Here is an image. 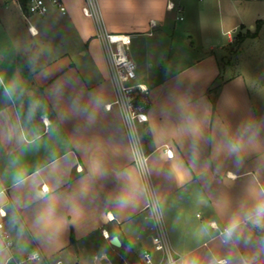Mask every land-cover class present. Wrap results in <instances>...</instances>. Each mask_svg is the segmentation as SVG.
<instances>
[{
	"label": "crops",
	"instance_id": "crops-1",
	"mask_svg": "<svg viewBox=\"0 0 264 264\" xmlns=\"http://www.w3.org/2000/svg\"><path fill=\"white\" fill-rule=\"evenodd\" d=\"M8 1L39 40L26 43L24 27L3 14L0 223L14 246L0 232V264L35 250L49 264H138L151 246L152 198L182 264H264V80L219 44L176 69L159 66L140 81L151 102L138 125L147 130L142 165L120 111L106 107L114 84L83 2L64 0L68 17L51 10L37 27ZM167 3L149 0L126 21L103 10L111 33L131 35L141 78L166 56ZM134 35L148 37L142 47H132Z\"/></svg>",
	"mask_w": 264,
	"mask_h": 264
},
{
	"label": "rangeland",
	"instance_id": "rangeland-1",
	"mask_svg": "<svg viewBox=\"0 0 264 264\" xmlns=\"http://www.w3.org/2000/svg\"><path fill=\"white\" fill-rule=\"evenodd\" d=\"M5 1L7 0H0V19L4 13L8 12L12 15L11 24L19 28L23 26L26 30V43L34 46L39 37L30 36L27 32L28 23L22 21L16 14L14 16L12 9L15 8V5L9 1L6 4ZM68 1L74 5L83 2V0ZM98 2L102 14L103 10L110 11L112 9V12L116 10L115 14L122 12V17L126 21L136 11H144V3H148L149 0H98ZM180 3L183 7L181 12L173 10L166 16L165 39L168 50L165 58H161L159 63H155V59H153L152 71L149 69L148 73L144 72L143 78L137 76L135 82H147L151 77L153 79V75L158 74L159 66H163L164 69L169 67L170 70H173L189 64L209 46L216 44L227 47L228 54L235 53L233 60L242 71L259 75L258 77L264 80V21L260 20L255 24L257 19H264V0H180ZM143 13H147V11ZM25 15L30 16V22L39 27L47 23L51 13L42 16L29 13L26 10ZM64 17H68V14ZM179 17H183V19L180 20ZM105 27L109 32H112L106 22ZM246 34L249 35L245 37V40L235 41L239 35L245 36ZM147 38L134 35L132 47L141 46V42ZM230 38H232V43L229 42ZM30 48H32L31 45ZM45 57L49 59L51 56L46 54ZM224 60L226 61V59ZM137 258V263H139L141 259L139 253ZM116 264H122V262L117 261Z\"/></svg>",
	"mask_w": 264,
	"mask_h": 264
},
{
	"label": "built area",
	"instance_id": "built-area-1",
	"mask_svg": "<svg viewBox=\"0 0 264 264\" xmlns=\"http://www.w3.org/2000/svg\"><path fill=\"white\" fill-rule=\"evenodd\" d=\"M29 13L37 15H47L51 10H56L61 15L68 12L67 6L63 0H10ZM24 2V5H23ZM180 0H168L167 8L171 11H182L179 5ZM83 16L91 19L94 23L96 37L100 40L111 78L114 84V99L106 107L110 109L116 106L120 111L124 124L127 128L129 137L138 155L140 164H144L147 153L144 148L141 133L138 125L148 121V109L150 107V89L143 82H135L137 78V66L130 57L128 47L132 43V37L129 34L111 33L105 27L103 15L98 0H83L81 6ZM27 19L28 16L25 15ZM183 19V17H179ZM30 31L33 28L30 26ZM232 41V38H230ZM147 214L145 218L152 220L151 228V247H144L140 250L141 256L138 264H182L183 257L176 253L172 248L168 232L164 226L158 211V205L154 198L145 206ZM1 236L4 239L5 247L13 248V241L9 232L0 223ZM107 258L104 254L95 256L96 260ZM46 263L44 255L35 250L29 254L21 255L16 252L10 253L5 264H39ZM53 264H64L61 258H56Z\"/></svg>",
	"mask_w": 264,
	"mask_h": 264
},
{
	"label": "water",
	"instance_id": "water-1",
	"mask_svg": "<svg viewBox=\"0 0 264 264\" xmlns=\"http://www.w3.org/2000/svg\"><path fill=\"white\" fill-rule=\"evenodd\" d=\"M110 243L115 246V247H120L121 246V241L118 237H113L111 240H110Z\"/></svg>",
	"mask_w": 264,
	"mask_h": 264
},
{
	"label": "trees",
	"instance_id": "trees-1",
	"mask_svg": "<svg viewBox=\"0 0 264 264\" xmlns=\"http://www.w3.org/2000/svg\"><path fill=\"white\" fill-rule=\"evenodd\" d=\"M23 5H24V2H23ZM24 10H26V8L24 7L23 8ZM258 25V24H257ZM249 34H246L245 36H242V38L241 39H244L245 37H247ZM217 86V85H216ZM145 133L143 134L142 133V139L143 140H146V137H147V130H146V128H144V130H143Z\"/></svg>",
	"mask_w": 264,
	"mask_h": 264
},
{
	"label": "clouds",
	"instance_id": "clouds-1",
	"mask_svg": "<svg viewBox=\"0 0 264 264\" xmlns=\"http://www.w3.org/2000/svg\"><path fill=\"white\" fill-rule=\"evenodd\" d=\"M233 150H236V146H235V145H233ZM259 211H260L261 213H264V208H261Z\"/></svg>",
	"mask_w": 264,
	"mask_h": 264
},
{
	"label": "bare ground",
	"instance_id": "bare-ground-1",
	"mask_svg": "<svg viewBox=\"0 0 264 264\" xmlns=\"http://www.w3.org/2000/svg\"><path fill=\"white\" fill-rule=\"evenodd\" d=\"M35 32V31H34Z\"/></svg>",
	"mask_w": 264,
	"mask_h": 264
}]
</instances>
